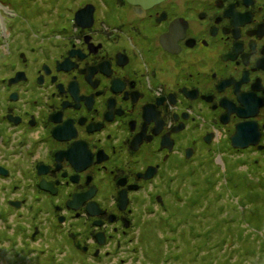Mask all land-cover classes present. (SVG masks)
<instances>
[{"label":"flooded vegetation","instance_id":"1","mask_svg":"<svg viewBox=\"0 0 264 264\" xmlns=\"http://www.w3.org/2000/svg\"><path fill=\"white\" fill-rule=\"evenodd\" d=\"M62 10L0 19V264H139L142 227L264 179V0Z\"/></svg>","mask_w":264,"mask_h":264},{"label":"rangeland","instance_id":"2","mask_svg":"<svg viewBox=\"0 0 264 264\" xmlns=\"http://www.w3.org/2000/svg\"><path fill=\"white\" fill-rule=\"evenodd\" d=\"M62 1L0 0V19L3 14L5 16V10L13 12L15 9L19 11L20 18L27 15L39 22L53 15L56 22L53 24H61L66 18ZM54 5L60 6L59 11L54 14L48 12ZM1 31L2 25L0 38ZM227 180L228 177L224 176L223 181L226 183ZM251 180L236 172L231 182L225 184L232 190H225L223 186L219 197H216L218 193L213 194L210 207L202 199L196 202L195 210L189 214L188 207H184L188 222L176 224L180 229L175 230L170 242L163 241L162 232L168 228L160 220H155L153 230L147 227L145 231L142 227L143 235H139V240L143 253L138 251L140 256L135 257L133 263L138 259L139 264H264V179ZM210 186L212 192L218 191L213 182ZM206 213L208 216L203 217ZM128 260H118L117 264H130Z\"/></svg>","mask_w":264,"mask_h":264},{"label":"water","instance_id":"3","mask_svg":"<svg viewBox=\"0 0 264 264\" xmlns=\"http://www.w3.org/2000/svg\"><path fill=\"white\" fill-rule=\"evenodd\" d=\"M129 1L132 3H139L144 6H151L152 4L159 2L161 0H129ZM82 12H83L82 9L77 12L76 19L79 18V15ZM247 128H248L247 125L243 123L237 125L236 130L232 135V143L234 146L237 147L248 146L250 143H256L258 141L257 134L253 132L256 130V127L252 125L250 126V129L253 130L251 133Z\"/></svg>","mask_w":264,"mask_h":264},{"label":"bare ground","instance_id":"4","mask_svg":"<svg viewBox=\"0 0 264 264\" xmlns=\"http://www.w3.org/2000/svg\"><path fill=\"white\" fill-rule=\"evenodd\" d=\"M228 188H231L230 186Z\"/></svg>","mask_w":264,"mask_h":264},{"label":"trees","instance_id":"5","mask_svg":"<svg viewBox=\"0 0 264 264\" xmlns=\"http://www.w3.org/2000/svg\"><path fill=\"white\" fill-rule=\"evenodd\" d=\"M207 222V221H206Z\"/></svg>","mask_w":264,"mask_h":264}]
</instances>
